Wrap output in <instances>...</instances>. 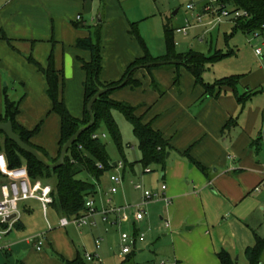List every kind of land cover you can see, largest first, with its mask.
Listing matches in <instances>:
<instances>
[{"label":"crops","instance_id":"crops-1","mask_svg":"<svg viewBox=\"0 0 264 264\" xmlns=\"http://www.w3.org/2000/svg\"><path fill=\"white\" fill-rule=\"evenodd\" d=\"M94 2L98 3L97 8L93 7ZM66 8L75 12L80 10L83 15L90 16L94 28L105 25L108 43L101 50L102 84L120 81L125 70L142 57L138 42L130 34V24H136L139 34V23L126 19L118 0H0V115L3 113L2 80L6 77L22 80V75L25 76L22 70L32 71L20 52H13L9 42L14 45L20 40L34 38V34L41 31H51L53 38L61 40L50 51L53 67L62 77L64 104L74 118H82L85 75L79 60L89 61L90 54L77 49L75 43L87 39L89 33L86 25H78L77 22L82 21L79 14L75 16L80 17L75 19L76 22L68 23L63 19ZM175 11L173 16L179 9ZM197 12L202 11L199 9ZM207 17L210 18L208 23L197 26L214 29L219 25H211V17ZM191 19L195 21L194 16ZM166 23L170 25L169 21L163 24L161 38L155 34L154 40L142 39L154 59L167 53ZM49 26L51 30H48ZM253 38L250 50L245 47L237 53L233 49L228 53L219 49L214 51L228 56L206 66L202 83L214 85L225 78L239 77L234 89L222 87L217 98H204L206 88L196 83L183 66L177 69L156 68L151 72L139 69L134 79L140 85L123 90L131 100L129 104L137 106V114L144 123L151 124L160 132L171 147L165 165H154L161 172L159 193L154 194L157 196L155 200L142 207L144 211L151 203L162 204L159 217L162 223L157 228L150 229L145 211L143 219L136 221L135 207L130 204L118 208H126L121 213L109 214L107 222L96 216V226L61 228V217L51 206L47 219L48 211L41 217L33 213L34 205L21 202L18 225L0 239V264H64L85 253H96L101 260L99 264H118L116 257L124 261L127 256H120V250L113 247L115 242L120 243L121 235L117 234V229L121 224L133 227L135 234L132 238L147 245L146 250L153 244L160 246L162 259L155 264H220L216 255L221 251L237 264H248L245 250L255 244V235L264 237V187L260 193L254 192L260 183L264 186V62L253 51L264 41V32ZM231 58L235 59L234 63L221 66ZM176 72L179 80L177 85H173ZM72 88L80 103V110L76 113L69 109L70 99H67L73 95ZM158 91L163 93L160 95ZM238 98H243V101L238 102ZM19 114L17 122L28 129L19 120ZM58 124L52 144H47L39 134L31 139V143L43 149L50 159H56L59 152L60 121ZM41 133L45 134L43 128ZM131 171H134L133 167ZM3 182L1 178L0 184ZM134 189L141 192L143 202V189ZM37 204L41 208L40 203ZM109 204L107 202L101 210H110ZM146 230L148 234L142 232ZM140 234L144 235L143 239L139 238ZM38 235L46 238L41 251H36L31 240ZM148 238L150 241L147 242ZM96 240H100L98 250L94 245Z\"/></svg>","mask_w":264,"mask_h":264},{"label":"trees","instance_id":"trees-1","mask_svg":"<svg viewBox=\"0 0 264 264\" xmlns=\"http://www.w3.org/2000/svg\"><path fill=\"white\" fill-rule=\"evenodd\" d=\"M224 9H227L229 15L236 12H244L247 17L235 21L234 29L240 30L244 34H258L264 32V0H221ZM232 7V9H229ZM234 30V31H235ZM130 34L138 42L143 55L136 59L124 72L120 81L111 84H102L100 82L101 72V50H102V26L98 25L90 33L87 39L77 40L75 47L79 50L89 52V61L79 60L81 69L85 75L83 82V114L81 119L74 118L67 110L62 95V77L54 69L51 58H49L48 67L44 70L34 62L38 70L44 74L47 84L46 94L51 102V112L57 115L60 121L59 131V152L56 159H50L45 151L31 143V139L38 132V126L34 130H28L21 126L16 117L20 110V102L11 101L7 93L3 92V113L0 115V122H10L13 131L20 139L43 153L50 163H54L65 142L80 128L89 122V113L87 104L89 100L98 92L99 89H108L92 105L91 112L94 118L93 126L80 134L75 143L68 150L63 166L50 170L39 164L32 156L20 150L14 143L9 141L0 133V154H3L7 160L9 168L25 167L31 181H41L43 184L52 187L53 202L52 209L60 216L66 218L77 217L85 211L87 199L95 196L96 189L91 183L78 179L81 173L98 180L105 171L111 170L114 166L110 164L106 153L105 145L101 139H93L92 135L105 128L118 147H120V133L112 118V112L118 111L131 124L133 134L137 140V147L141 155L139 161L145 171L149 166H164L166 155L171 150L161 133L154 130L151 124L144 123L141 116L137 114V108L128 103L114 101L110 96L116 91L125 87L137 88L140 83L134 79V74L139 69H145L151 72L156 68H175L183 66L195 79L196 83H202V74L207 65L213 64L228 54L222 55L215 52L211 57H205L196 52L179 54L175 51L173 41V29L169 23L164 25V38L166 44V55L162 58L154 59L150 56L146 45L137 32L135 24H130ZM126 79L124 86L119 87ZM179 74L176 72L173 85H177ZM239 77L225 78L214 85H204L206 88L204 98H217L222 93V87L235 88ZM152 83L155 82L152 79ZM156 84V83H155ZM154 84V85H155ZM155 90H158L154 86ZM160 95L163 92H159ZM242 102L243 98H238ZM147 173V172H145ZM149 173V172H148ZM1 180V178H0ZM18 222L14 225V228ZM4 226L0 225V229ZM134 250V249H133ZM133 250L126 256L121 264H132ZM264 237L255 235V244L245 250V258L248 264H264ZM220 264H237L233 262L229 255L221 251L217 255ZM64 264H88L84 256L79 255L75 260L65 262Z\"/></svg>","mask_w":264,"mask_h":264},{"label":"rangeland","instance_id":"rangeland-1","mask_svg":"<svg viewBox=\"0 0 264 264\" xmlns=\"http://www.w3.org/2000/svg\"><path fill=\"white\" fill-rule=\"evenodd\" d=\"M118 1L120 8L125 13L126 19L131 22L139 23L137 24L139 27V34L144 40H154L155 34L157 35V38H161L163 36V24L166 21H169L170 26L173 29L175 51L180 54H187L192 51L207 57L212 55L216 49H219L224 53H228L231 49H233L237 53V50L241 52L245 47H248L250 50L251 47L249 44L250 42L253 44L254 41V35L243 34L239 29L235 30L234 25L229 23V19L223 20L214 29H210L211 27H198V23L191 19V16L193 17L194 14L188 11L187 7L190 3L193 4L196 13L197 10L202 8L204 2L203 0H177L176 3H171L169 0ZM97 4V2H94L93 7L97 8ZM177 9H179L178 14L173 16V12ZM96 10H94V12H96ZM76 14L82 16V21L77 22L78 25H86L87 27L85 28L88 33H93L94 26H92L93 24L92 21H90V16L83 15L80 10L75 12V10L72 11L69 10V8H66L64 10L63 19L68 21V23L71 21L76 22ZM209 21L210 18L202 16V24H206ZM186 23H190L191 26H193L188 30L187 36L185 37L181 34H177L175 32L176 29L185 27ZM102 26L103 47L106 43H108V40L105 38V25L102 24ZM49 29L51 30L50 26L48 27V30ZM33 37L34 38H29V40H20L14 45L9 42L8 45L13 49V52L15 53L17 51L16 54L20 52L24 61L28 66H30L32 71L28 72L26 70H22L21 72L25 74V76L22 75V80L6 77V79L2 80V91L7 93L6 95L11 101L20 102L19 120H22L25 127L30 130H34L38 126V132L36 135L39 134L38 136L44 137V141L47 144H52L55 139V132L59 126V120L57 115L51 112V102L46 94L47 88H45V77L44 74L38 70L34 61H36L39 66L41 64L44 69L48 65L49 61L46 57L48 58L49 56L54 64L53 55L51 54L50 49L53 45H57L61 40L56 39V37L53 38L51 31L50 33L41 31L38 34H34ZM46 50L48 52H46ZM27 58L30 59L28 60ZM230 62L234 63L235 59L231 58L221 64V66ZM161 86L164 85L161 84ZM125 88L114 91L110 97L114 101L126 102L129 104L128 101L131 100L128 99V94L123 91ZM72 91H74L73 95H71V97L68 96L67 98L70 99L68 105L71 112L76 113L80 110V103L75 98V90L73 88ZM22 101L24 102L22 103ZM130 105L133 106L132 104ZM133 107L137 108V106ZM112 118L120 133V147L116 145L111 135L105 128H101L98 134H103L105 136L101 140L105 145L109 162L111 165L117 164V167H113L111 170L105 171L98 180L88 176L86 173H81L78 176V179L91 183L95 186L96 195L93 198V203L96 210H101V208L106 207L107 202H110L108 205L110 209H118L120 207H125L128 204L133 207L138 206L142 203L141 192L136 191L134 189L135 186L139 185L142 187L143 191H148L152 195H158L159 192H157V190H159L158 188H160L159 185L162 180L160 178V169L154 165L147 168L149 173L144 172L139 163L141 155L137 147V140L133 134L132 126L123 114L118 111H113ZM17 119L18 117H16V120ZM42 128L45 134L41 133L40 135ZM0 140L2 142V138ZM119 164H121V167ZM131 167H133V172L131 171ZM150 170L152 172H150ZM111 176L121 180L120 184L114 186L116 188V193L114 194H110L109 192L111 187H113V184L110 183ZM23 203L34 205L33 213L42 217L43 214L37 202L30 200ZM23 203H20L19 207H21ZM161 207V203H158L157 205L155 203H151L144 209L147 214L145 219L150 222V229L157 228L158 225L162 223L159 220ZM50 213L51 211L49 210L47 219H49ZM142 232L148 234V230ZM123 233L132 237L135 234V231L133 227H130L129 225L123 227L121 224L119 229H117V234L120 236ZM148 241H150L149 238L147 239V242ZM146 246L147 245H144V243L137 239L136 247L133 250V258L131 259L132 264H155L161 261L163 251L160 249V246L157 247V245L153 244V246L147 250L145 249ZM113 247L116 251L120 250V243L118 244V242H115ZM262 260L264 262V255ZM115 262L121 264L123 261L116 257Z\"/></svg>","mask_w":264,"mask_h":264},{"label":"built area","instance_id":"built-area-1","mask_svg":"<svg viewBox=\"0 0 264 264\" xmlns=\"http://www.w3.org/2000/svg\"><path fill=\"white\" fill-rule=\"evenodd\" d=\"M175 1V0H171ZM203 6L201 8L202 12L195 13V8L193 4H189L187 9L192 14H194V20L198 24H202V16L207 15L211 17V25H218L223 20L229 19L231 23H235L236 20L247 17L244 12H236L233 15L228 14V10L224 9V5L221 0H203ZM77 20L80 19L78 16ZM191 28L190 23H186L185 27L176 29L177 34L187 35L188 30ZM258 37V34H254ZM254 54L257 58L264 62V41L259 45L255 46ZM105 136L99 135L98 133L92 135L93 139H103ZM121 167V165L119 164ZM144 172H149L147 169ZM0 177L4 179V182L0 184V225L4 226L0 229V239L6 236L14 229V225L19 220V209L18 206L21 202L35 200L40 203L41 210L44 216H46L49 207L53 202L52 197V187L47 184H43L41 181H31L27 170L25 167L21 168H9L7 160L3 154H0ZM110 182L113 187L110 189V193H116V188L114 186L121 183V180L111 176ZM263 183H260L254 188V192L260 193L263 189ZM136 189H142L141 186H135ZM165 190V187L162 188ZM144 201L135 206L134 218L136 221H141L144 217V211L142 207L148 204L149 201L155 199L157 196L150 194L148 191H143ZM126 209V208H125ZM125 209H110L98 211L94 207L93 201L90 199L86 200L85 211L72 218L61 217L59 219V227L64 228L67 226L84 227V226H96L94 218L99 216L102 222H107L108 215L112 213H121ZM14 216V217H13ZM13 217V218H12ZM121 218L124 220L125 216L121 214ZM144 235L140 234L139 238L143 239ZM31 240L34 242V248L36 251H41L46 238L44 235H38ZM136 244V239L129 237L127 234H121L120 236V256L128 255L134 248ZM95 249L98 250L100 247V240L94 242ZM84 258L87 262H94L96 264L100 263V258L96 253H85Z\"/></svg>","mask_w":264,"mask_h":264},{"label":"water","instance_id":"water-1","mask_svg":"<svg viewBox=\"0 0 264 264\" xmlns=\"http://www.w3.org/2000/svg\"><path fill=\"white\" fill-rule=\"evenodd\" d=\"M177 11L173 13L176 14ZM126 83V79L120 84L119 87L124 86ZM108 89H99L98 92L89 100L87 104V111L89 113V122L86 126L80 127L62 146L61 151L59 153L58 159L54 163H50L46 156L41 153L40 151L36 150L35 148L29 146L28 144L24 143L20 137L13 131L12 124L10 122H0V133H2L9 141L14 143L20 150L27 153L28 155L32 156L39 164L49 168L50 170L57 169L64 165L65 157L68 150L71 146L75 143L77 138L80 136L81 133L90 129L94 124V118L91 112V108L93 103L103 94H105ZM168 157V154L166 158ZM115 166V164L113 165ZM14 217V216H13ZM12 217V218H13Z\"/></svg>","mask_w":264,"mask_h":264}]
</instances>
